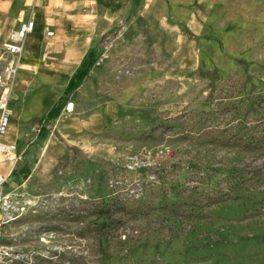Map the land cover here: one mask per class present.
Masks as SVG:
<instances>
[{"label": "rangeland", "instance_id": "374dc122", "mask_svg": "<svg viewBox=\"0 0 264 264\" xmlns=\"http://www.w3.org/2000/svg\"><path fill=\"white\" fill-rule=\"evenodd\" d=\"M131 1L72 85L18 73L4 171L31 202L0 241L24 264H264V0ZM69 96L64 134L28 141Z\"/></svg>", "mask_w": 264, "mask_h": 264}, {"label": "crops", "instance_id": "0c3cea01", "mask_svg": "<svg viewBox=\"0 0 264 264\" xmlns=\"http://www.w3.org/2000/svg\"><path fill=\"white\" fill-rule=\"evenodd\" d=\"M131 0H0V49L8 41L12 32L22 22L32 20L35 30L24 41L18 85L30 83L28 79L35 71L52 70L56 83L72 85L76 77L82 75L89 65L91 56L97 51L98 38L112 26L127 16ZM47 32H52L49 36ZM63 112L55 119L46 118L42 129L28 141L38 144H51L55 132L63 133L61 119L68 115L65 100ZM11 108L12 101H11ZM14 115L6 140L22 144L30 135L22 121V115L13 109ZM52 123V124H51ZM36 125V124H35ZM80 129V128H79ZM77 131H80V130ZM28 132V133H27ZM62 144V143H61ZM75 144V143H73ZM8 164L2 165L7 174Z\"/></svg>", "mask_w": 264, "mask_h": 264}, {"label": "built area", "instance_id": "2783aa9c", "mask_svg": "<svg viewBox=\"0 0 264 264\" xmlns=\"http://www.w3.org/2000/svg\"><path fill=\"white\" fill-rule=\"evenodd\" d=\"M35 30L32 20L22 22L18 29L11 33L8 41L0 49V238L9 224L24 215L30 200L17 199L6 190L8 176L2 172V165L15 164L22 160L18 154V146L6 140L11 119L14 115L11 108L13 87L19 73L21 57L24 52V41ZM52 36V32H47ZM67 111H73L69 104ZM48 234L40 236V241L49 243ZM24 254L0 241V264H24Z\"/></svg>", "mask_w": 264, "mask_h": 264}]
</instances>
